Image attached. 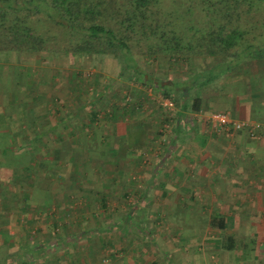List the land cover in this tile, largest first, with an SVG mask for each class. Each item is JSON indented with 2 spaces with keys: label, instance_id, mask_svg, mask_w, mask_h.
I'll return each mask as SVG.
<instances>
[{
  "label": "crops",
  "instance_id": "0c3cea01",
  "mask_svg": "<svg viewBox=\"0 0 264 264\" xmlns=\"http://www.w3.org/2000/svg\"><path fill=\"white\" fill-rule=\"evenodd\" d=\"M45 53H0V57L12 54L21 58L9 62L6 72L11 75L5 74L6 85L0 88V147L8 148L1 159L9 167L22 169L33 164V174L40 173L45 162H57L50 156L53 147L68 165L58 172L56 168L62 170V166L52 164L54 171L48 176L68 183L86 203L105 207L112 196L113 205L122 212L119 221L133 219L135 212L144 209L149 221L153 216L167 224L173 219L169 214L184 211V217L194 223L179 227H186L184 235L191 243L183 244L177 238L183 247L180 253L175 252L177 260H184L182 254L189 249L193 250L189 264H213L216 251L236 264L261 259L250 257L247 251L253 246L238 244L236 235L250 225L264 227V213L256 212L264 211V133L261 139L253 140L245 132H215L207 117L228 112L235 119L263 126L264 69L254 65L247 72L223 74L218 80L226 84L230 79L235 87L215 94L213 89L202 90V110L183 113L177 108L171 134L166 135L152 125L162 117V110L159 116L156 112L147 116L136 112L151 101L150 93L133 88L132 101L122 104L114 99L108 106L103 101L107 87L90 96L83 92L78 80L81 71L73 57L50 58ZM62 67L67 76L64 91L56 92L60 77L51 74L49 79L42 78V73L45 68ZM119 72L120 68L113 79H122ZM244 77L250 79L248 82L256 81L255 89ZM98 82L99 76L94 82L97 88ZM30 146L35 156L31 159L22 150ZM216 216L223 218L224 231L209 229L211 218ZM257 217L262 222L258 223ZM189 227L198 229L192 232ZM222 235L233 237V250L220 247ZM257 248L264 251V238Z\"/></svg>",
  "mask_w": 264,
  "mask_h": 264
},
{
  "label": "trees",
  "instance_id": "16d2710c",
  "mask_svg": "<svg viewBox=\"0 0 264 264\" xmlns=\"http://www.w3.org/2000/svg\"><path fill=\"white\" fill-rule=\"evenodd\" d=\"M5 52L114 57L120 77L154 84L183 113H199L202 89L223 74L247 72L254 65L264 69V0H0V53ZM159 58L208 64L186 82L164 85L146 79L138 65ZM32 149H22L30 159L35 158ZM7 151L0 147L1 158ZM12 170L13 180L21 171L31 180L35 171L33 164ZM12 191V202L27 200L25 193ZM8 205L0 201V214ZM209 229L224 231L223 218L212 217ZM221 238V248L234 249L233 237ZM40 251L22 246L11 256L15 264H31Z\"/></svg>",
  "mask_w": 264,
  "mask_h": 264
},
{
  "label": "rangeland",
  "instance_id": "374dc122",
  "mask_svg": "<svg viewBox=\"0 0 264 264\" xmlns=\"http://www.w3.org/2000/svg\"><path fill=\"white\" fill-rule=\"evenodd\" d=\"M12 54H9L7 58L0 57V88L3 87L2 85H6L5 74L11 75V72H6L9 62L21 59L11 57ZM45 54L51 55L50 58H59L65 55L73 57L81 71L78 80L81 84L79 86L84 90L83 92L90 96L99 91L102 92L107 87L105 98H102L105 101L104 104L108 106L114 99L122 104L126 101H132L134 98L133 88L150 93L151 101L144 104V107L139 108L136 112H139L138 115L141 116L156 112L157 116L162 110V117H157L156 124L153 123L152 125L157 127L158 132L162 129L166 135L171 134L174 124L172 118H174L173 115L177 109L176 105L173 104V101L164 98L154 84L141 85L139 81H127L122 77L120 80L113 79L120 68L119 62L114 57L79 56L62 52H46ZM207 64L208 62L202 60L177 64L168 61L166 58H159L155 62L142 59L139 60L138 65L150 82L166 85L186 82L193 73L206 69ZM47 69H43L42 78L49 79L51 74H57L60 81L54 90L63 92L64 81L67 78L66 72H64L65 68ZM98 76L99 87L97 88L94 82ZM244 80L245 83H249L250 79L244 77ZM226 82L225 84L222 83V79L217 80L202 90L204 92L213 89L215 90L213 94H215L219 91L232 90L236 85L230 79L228 81L226 79ZM58 103L56 102L60 106L61 104ZM102 103L100 101L98 104L101 106ZM53 149V147L50 149V156H54L57 164H52L57 167L62 166V170L60 168H56V170L63 172L64 167H67L68 164L64 162L65 158L60 154L61 152L56 153ZM64 149L62 147V150ZM153 149L158 151L157 148ZM52 164L45 162L39 168L40 173L33 174L35 176L31 180L26 178L24 171L19 172L20 175L13 180L11 178L13 168L9 167L0 156V189L2 190L0 201L9 204V209L3 210L0 214V264H15L16 261H13L14 258L11 255L18 252L22 246L30 250L41 249L40 252L34 254V261L31 264H149L151 262L156 264H189L188 261L190 262V258L193 256L191 254L192 249L182 254L184 260H177L175 255L176 251L180 253L183 249L177 238L183 244L191 243V239L184 235L185 231L183 230L186 227L182 228L181 226L179 228L181 223L186 225L191 221L184 217V211L169 214L173 215V219L167 224L164 221L161 223V218L158 220L153 216L152 222L149 221L144 209L135 212L133 219L125 217L119 221L118 218L122 212L118 210V206L113 205L115 201L112 196L109 197V204H106L105 207L93 202L86 203L83 195L68 188V183L66 185L57 176L54 178L48 176L51 170L54 171ZM10 189L13 190L12 192L15 190L17 196L26 191L27 200L20 201L21 197H15V201L12 202L11 200L14 198L11 199ZM128 211L129 209L126 212ZM256 212L258 215L264 213V211ZM90 215L93 217L90 218ZM256 220L258 223L262 222L260 217H257ZM112 223H115L114 227H112ZM191 223L194 222L191 221ZM187 229L195 232L198 227ZM263 229L264 227L261 225L255 227L250 225L243 228L240 235H236L238 244L253 246V249L247 251L249 256L256 255L261 258L257 261L254 260V262L247 261V264H264V251L260 248L254 249L256 245H260L262 238H264ZM212 233L215 234V232ZM214 234L212 235L214 236ZM216 252L217 256L213 258L214 260L212 259L213 264H236L235 260L222 257V252ZM5 256L6 258L10 256L7 262ZM236 257L238 256L236 255ZM241 259L243 261V257Z\"/></svg>",
  "mask_w": 264,
  "mask_h": 264
},
{
  "label": "built area",
  "instance_id": "2783aa9c",
  "mask_svg": "<svg viewBox=\"0 0 264 264\" xmlns=\"http://www.w3.org/2000/svg\"><path fill=\"white\" fill-rule=\"evenodd\" d=\"M207 120L215 132H245L253 140L263 137L264 128L259 123L235 119L228 112L210 114Z\"/></svg>",
  "mask_w": 264,
  "mask_h": 264
}]
</instances>
